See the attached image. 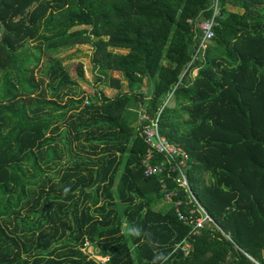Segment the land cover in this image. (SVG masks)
<instances>
[{
  "label": "trees",
  "instance_id": "1",
  "mask_svg": "<svg viewBox=\"0 0 264 264\" xmlns=\"http://www.w3.org/2000/svg\"><path fill=\"white\" fill-rule=\"evenodd\" d=\"M219 5L203 53L215 0H0V264H264V0ZM80 44L129 89L108 96L98 71L86 104L61 60L36 82L44 47ZM74 71L85 77L82 63ZM133 103L147 115L137 127L138 114L125 119ZM161 110L160 131L190 154L192 189L221 230L192 233L175 206L197 208L186 190L169 178L178 195L167 202L160 176L145 174L142 130ZM62 125L80 155L55 177Z\"/></svg>",
  "mask_w": 264,
  "mask_h": 264
},
{
  "label": "built area",
  "instance_id": "2",
  "mask_svg": "<svg viewBox=\"0 0 264 264\" xmlns=\"http://www.w3.org/2000/svg\"><path fill=\"white\" fill-rule=\"evenodd\" d=\"M220 0H215V11L212 18L203 21L200 24L202 36L200 39L199 51L205 53L211 41L215 38V19L221 15ZM89 103V101H87ZM168 103V102H167ZM162 110L159 112L157 118L152 120L149 124L144 126L142 135L149 145L148 153L142 160V165L147 176H160L162 189L165 192V201L172 202L174 197L178 195L177 192L168 189V179L175 181L191 197L195 202L197 208H191L187 213L181 208L183 201L175 203L176 212L180 220L192 227V233H199L200 230L210 227L221 230L220 226L207 211V209L200 203L198 197L194 193L190 182V169L192 168L191 157L186 149L178 144L172 143L160 131V117ZM142 121L147 119L144 112H139ZM197 213L200 216H196ZM188 251L190 245L188 243L183 247ZM108 258H101L100 261L105 262ZM256 264L258 261L252 258Z\"/></svg>",
  "mask_w": 264,
  "mask_h": 264
},
{
  "label": "rangeland",
  "instance_id": "3",
  "mask_svg": "<svg viewBox=\"0 0 264 264\" xmlns=\"http://www.w3.org/2000/svg\"><path fill=\"white\" fill-rule=\"evenodd\" d=\"M228 8V7H227ZM257 13L263 14L264 9L261 7L256 8ZM106 39L108 37H105ZM36 44V43H35ZM116 53L126 54L129 52V50L126 49H115L110 48ZM44 54L41 56L40 63L35 67L34 73H35V80L36 82L40 83L43 87L46 86L49 82L48 76L46 73L49 70L50 63H53L56 60H61L64 65H66L71 73V76L74 79L79 80V86H77L73 93H71L72 96L75 97H82L85 96L86 98V104L87 100L91 101L92 99H95L96 97V91H97V82H96V74L98 71L102 72L103 75H105V82L99 86V89H103L108 96L115 97L119 92L121 91H127L129 89V83L124 77V75L121 72L111 71L108 69H100L97 67L93 61L95 48L91 46L90 44H80V45H74L67 48H61L58 50H55L54 52H51L50 54L46 53L45 47L43 49ZM82 63L84 65L85 70V77L81 78L79 75L74 71L78 64ZM33 66V65H32ZM112 78H117L120 80L121 87L116 88L114 87L112 83ZM45 81V83H42V81ZM42 90V89H41ZM34 96H39V93L35 94ZM47 96H51V93L47 91ZM66 101V100H64ZM174 105V102L171 103ZM140 110L139 107L133 103V105L128 109L126 112L125 119L131 120L136 114L139 115V120L135 122L134 126H139L141 119H140ZM57 114L58 112H54ZM188 116H184V120L187 119ZM68 136L66 145L63 144V142L59 143L60 147L58 148V156L61 157V164L59 167H57L55 170H51L49 173L50 175H53L55 177H58L60 175V169L62 170L64 166H66L70 159L77 158L80 154L75 150L73 143H69L71 140L70 133L66 130V126L62 125V133L59 136L65 137ZM84 154H82L83 156ZM208 179V178H207ZM209 181V180H208ZM208 183V182H207ZM171 204L167 202H161L156 209L165 211L170 207ZM26 213V212H25ZM90 256L96 258L97 260H101L102 256L100 255V250L98 248H95L94 246L88 245L84 249ZM104 258V257H103Z\"/></svg>",
  "mask_w": 264,
  "mask_h": 264
},
{
  "label": "crops",
  "instance_id": "4",
  "mask_svg": "<svg viewBox=\"0 0 264 264\" xmlns=\"http://www.w3.org/2000/svg\"><path fill=\"white\" fill-rule=\"evenodd\" d=\"M227 7H228L227 10H229V11L238 12V13L244 12V9L241 7H238V6L228 5ZM194 74L196 75L197 71H195Z\"/></svg>",
  "mask_w": 264,
  "mask_h": 264
}]
</instances>
